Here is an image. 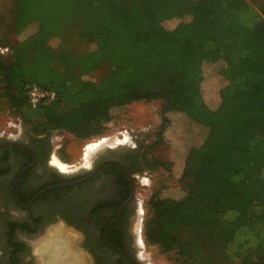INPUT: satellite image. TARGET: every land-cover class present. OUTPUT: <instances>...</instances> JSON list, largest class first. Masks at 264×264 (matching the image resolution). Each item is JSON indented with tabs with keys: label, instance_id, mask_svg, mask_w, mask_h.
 <instances>
[{
	"label": "trees",
	"instance_id": "16d2710c",
	"mask_svg": "<svg viewBox=\"0 0 264 264\" xmlns=\"http://www.w3.org/2000/svg\"><path fill=\"white\" fill-rule=\"evenodd\" d=\"M3 5L0 32L5 20L16 36L38 23L23 40L0 38L10 48L0 55L3 93L35 135L61 129L80 139L99 136L112 109L139 101L162 100L163 110L179 111L192 91L203 99V63H221L224 83L213 111L228 114L236 128L204 125L199 146L206 147L188 151L179 177L183 196L149 199L143 239L175 250L186 264H264V138L238 142L250 115L264 113V0H0ZM172 19V27L163 25ZM55 37L91 48L78 53L67 45L58 56L49 45ZM57 57H64L63 70ZM102 68L99 80L84 78ZM33 84L53 90V100L30 107ZM152 145L145 147L146 168L161 165ZM225 159L232 172L219 170Z\"/></svg>",
	"mask_w": 264,
	"mask_h": 264
},
{
	"label": "flooded vegetation",
	"instance_id": "af4514ba",
	"mask_svg": "<svg viewBox=\"0 0 264 264\" xmlns=\"http://www.w3.org/2000/svg\"><path fill=\"white\" fill-rule=\"evenodd\" d=\"M19 127L17 137H0V264H45L37 247L61 234L78 264H152L142 255L137 195L148 175L145 142L103 143L61 169L49 136Z\"/></svg>",
	"mask_w": 264,
	"mask_h": 264
},
{
	"label": "rangeland",
	"instance_id": "374dc122",
	"mask_svg": "<svg viewBox=\"0 0 264 264\" xmlns=\"http://www.w3.org/2000/svg\"><path fill=\"white\" fill-rule=\"evenodd\" d=\"M7 10L8 6H0V9ZM12 20H5L2 24L0 38L10 39L11 42L23 40L28 35L36 31L38 23L32 22L17 36L12 31ZM175 20H165L163 25L165 27H172ZM79 27H85L80 25ZM49 45L54 51L59 52L66 49L68 45L67 40L52 38ZM67 48L70 51L82 52L83 50L91 48V44L69 43ZM62 59H56L60 69L63 70L65 65ZM222 64L218 62L208 63L202 65L203 83L201 85L202 97L197 91H192L187 99L184 97L186 103L179 111H166L164 109V101L157 100L152 102H134L120 108H114L111 111L109 120L104 122L103 133L99 136H94L88 139L75 138L72 134L61 130L52 129L49 133L53 155L60 161L67 165L77 163L80 157H83L86 147L93 141L105 139L104 144H112L133 136L145 142L146 146L152 145V153L156 156L161 165L157 167H147L148 175H144L140 179L137 192L138 198L141 200L143 213L141 228L143 221L146 218L148 211V201L152 196L173 197L180 198L184 191L179 183L185 159L188 151L194 147V152L203 151L206 145L199 146L206 133L204 125H214L222 129H235L233 120L226 113L214 112L216 107L215 96L218 89L223 85L224 80L220 75ZM103 73V68L96 71L93 75L84 76L99 80ZM3 82L0 79V137H17L20 133V125H24L18 112L9 104L7 98L3 93ZM251 116V123H246L249 126L247 132L238 135V142L244 145L248 139H263L264 138V113L259 111L253 113ZM255 120V121H254ZM167 121V125L165 124ZM165 124V125H164ZM251 125H256L254 131H250ZM27 127V125H24ZM28 128V127H27ZM205 128V129H204ZM214 141V138H211ZM102 143V144H103ZM151 149V148H150ZM151 151V150H150ZM90 159L87 158L86 160ZM229 159L221 160L219 163V170L224 173L233 171V163ZM68 168V166L66 167ZM260 177L264 179V171L260 172ZM142 233V231H141ZM143 237V234H142ZM47 239V238H46ZM143 239V238H142ZM45 241V240H43ZM39 243V242H38ZM144 252L146 262L152 264H186L178 256L175 250L163 251L157 245H147L143 239ZM56 244H54L55 246ZM56 247V246H55ZM56 253V252H55ZM54 253V254H55ZM62 253H66L63 251ZM61 253V254H62ZM59 264L65 261L57 259ZM61 261V262H60ZM198 264V263H191ZM241 264V263H237Z\"/></svg>",
	"mask_w": 264,
	"mask_h": 264
},
{
	"label": "bare ground",
	"instance_id": "6f19581e",
	"mask_svg": "<svg viewBox=\"0 0 264 264\" xmlns=\"http://www.w3.org/2000/svg\"><path fill=\"white\" fill-rule=\"evenodd\" d=\"M103 142H105V139L99 140L97 142L93 141L91 144H88L83 157L85 159L89 158L93 154V152H95L99 147H101ZM51 162L53 164L57 165L58 167H60L61 169L66 168V163L60 161L55 156L52 157ZM61 231H63V230H60L59 232H61ZM61 235L59 237H57L56 239L54 237H52L53 235H51L50 238L45 239V241L40 243L39 247H37V252L44 254L45 264L57 263L58 262L57 259L63 260L65 262L69 261V262H72L73 264H78L77 260L79 259V256L77 254H75L73 251H71L70 246H68L66 244V242L63 241L65 239ZM54 244H56L55 245L56 247L54 246ZM69 244H70V242H69ZM63 251H65L66 253H62Z\"/></svg>",
	"mask_w": 264,
	"mask_h": 264
},
{
	"label": "built area",
	"instance_id": "2783aa9c",
	"mask_svg": "<svg viewBox=\"0 0 264 264\" xmlns=\"http://www.w3.org/2000/svg\"><path fill=\"white\" fill-rule=\"evenodd\" d=\"M10 52L8 46H0V55H6ZM55 92L51 89L42 88L37 84H33L27 91V102L30 107L36 108L41 103H47L53 100Z\"/></svg>",
	"mask_w": 264,
	"mask_h": 264
},
{
	"label": "water",
	"instance_id": "95a60500",
	"mask_svg": "<svg viewBox=\"0 0 264 264\" xmlns=\"http://www.w3.org/2000/svg\"><path fill=\"white\" fill-rule=\"evenodd\" d=\"M10 143H12V142L5 143V145H8V144H10Z\"/></svg>",
	"mask_w": 264,
	"mask_h": 264
}]
</instances>
